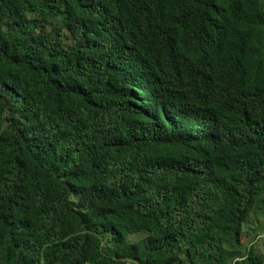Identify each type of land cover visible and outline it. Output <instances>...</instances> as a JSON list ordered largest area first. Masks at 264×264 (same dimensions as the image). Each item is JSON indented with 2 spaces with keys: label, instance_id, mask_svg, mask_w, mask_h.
I'll list each match as a JSON object with an SVG mask.
<instances>
[{
  "label": "trees",
  "instance_id": "obj_1",
  "mask_svg": "<svg viewBox=\"0 0 264 264\" xmlns=\"http://www.w3.org/2000/svg\"><path fill=\"white\" fill-rule=\"evenodd\" d=\"M252 215L264 0H0V264H264Z\"/></svg>",
  "mask_w": 264,
  "mask_h": 264
},
{
  "label": "rangeland",
  "instance_id": "obj_2",
  "mask_svg": "<svg viewBox=\"0 0 264 264\" xmlns=\"http://www.w3.org/2000/svg\"><path fill=\"white\" fill-rule=\"evenodd\" d=\"M252 216V224H250L251 227L249 224H246L244 227L242 243L244 245L254 244L255 248L264 254V237H260V235L264 232V216Z\"/></svg>",
  "mask_w": 264,
  "mask_h": 264
},
{
  "label": "built area",
  "instance_id": "obj_3",
  "mask_svg": "<svg viewBox=\"0 0 264 264\" xmlns=\"http://www.w3.org/2000/svg\"><path fill=\"white\" fill-rule=\"evenodd\" d=\"M260 237H264V232L260 235Z\"/></svg>",
  "mask_w": 264,
  "mask_h": 264
}]
</instances>
